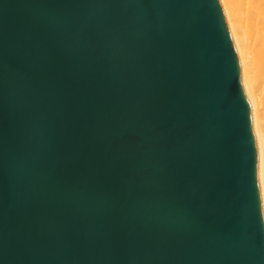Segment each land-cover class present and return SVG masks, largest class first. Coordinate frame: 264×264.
Masks as SVG:
<instances>
[{
    "label": "water",
    "instance_id": "95a60500",
    "mask_svg": "<svg viewBox=\"0 0 264 264\" xmlns=\"http://www.w3.org/2000/svg\"><path fill=\"white\" fill-rule=\"evenodd\" d=\"M0 264H264L220 0H0Z\"/></svg>",
    "mask_w": 264,
    "mask_h": 264
},
{
    "label": "bare ground",
    "instance_id": "6f19581e",
    "mask_svg": "<svg viewBox=\"0 0 264 264\" xmlns=\"http://www.w3.org/2000/svg\"><path fill=\"white\" fill-rule=\"evenodd\" d=\"M231 27L254 111L264 204V0H220Z\"/></svg>",
    "mask_w": 264,
    "mask_h": 264
}]
</instances>
